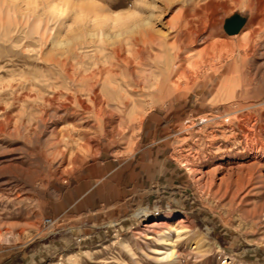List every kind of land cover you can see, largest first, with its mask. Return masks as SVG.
<instances>
[{
	"label": "rangeland",
	"instance_id": "obj_1",
	"mask_svg": "<svg viewBox=\"0 0 264 264\" xmlns=\"http://www.w3.org/2000/svg\"><path fill=\"white\" fill-rule=\"evenodd\" d=\"M73 1L79 3L86 0ZM93 1L106 7V14L112 17L115 14H128L133 11L137 13V16L148 17L154 11L152 15L153 23L156 29H163V25H166L174 16L179 15L185 6L191 8L197 2L203 5L202 3L210 0ZM46 2L47 0H0V19L2 18L3 23L2 25L0 21V76L2 75L0 85L5 84L6 81L8 83L10 80L11 82H23L26 86H32L33 83H46L42 82L44 78V72L42 71L46 69L47 65L44 57L49 52H55L57 46H53L51 42L45 46H40L39 43L33 42L31 38L26 36L33 34L36 26L34 21L37 16L38 18L40 16L42 20L41 28L44 30L48 26V29L52 30L53 33H56L62 25L66 27H68L67 24L74 26V19L77 18L75 12L68 11L63 14L54 10L52 8L53 5ZM228 2L230 3L229 13L224 19L223 32H219L221 36L220 34L217 36L219 38L228 33L226 31L228 24L242 26V29L248 25L254 15V12L248 6V0H238L237 2L229 0ZM25 3L28 4L25 5ZM43 4L44 6H42ZM147 6L149 10L146 9ZM153 6L159 8L154 9ZM139 8L142 11H139ZM56 11L58 13H55ZM14 12L17 14H13ZM42 12L46 14L41 15ZM8 13H10L12 20ZM59 16L60 18H58ZM29 17L33 19L31 20ZM25 18L30 20L29 25L25 23ZM16 21L18 24H16ZM64 23L67 24L65 25ZM66 32L69 31L66 30ZM66 32L62 33L61 36L64 37L67 34ZM9 35L13 37L10 38ZM262 40L264 42V37H262ZM30 41L33 43L28 46ZM51 46L52 48H50ZM202 47L196 46L192 51L197 52ZM45 49L46 51H44ZM88 51H90V48ZM229 59L221 61L219 56H217L213 59L212 64L202 66V69L197 70L198 72L195 71L188 81L182 83L180 89H173L168 95L143 96L139 99L137 111L135 110L134 114H130V116L126 113L125 121L120 127L117 125L118 131L114 132L115 136L110 137L111 140H108L107 137L102 138V155L105 153L107 155L106 158H102V155L99 157L98 165L101 168H105L110 162L118 163V161H113V159H121L131 154L129 151L133 146L135 148L136 144L129 148L130 143H133V141L137 143L140 134L144 133V127L152 115L158 116L157 123L159 127L157 133H159V138L166 137L170 144L168 149L169 165H165L162 168L157 165V173L147 177L139 176L138 172L132 170L128 180H123L122 183H127L128 185L130 200L127 205L128 212L122 218H114L113 214L108 215L105 213L108 211L110 204L103 206L101 200L105 199V197L108 198V195H110L107 182L104 185H102V182L97 185L99 181L97 177L82 179L72 177L71 175L76 173L81 166H78L77 169H70V165L67 166L65 164L61 169L63 175H56L52 172L55 168L54 165L51 166V164L41 160V158H36L37 160L29 158L30 156L28 158H20L22 156L21 153L16 152L17 154L14 158L19 157L20 159L18 158L14 162L16 164H24L26 167L31 166L30 168L36 171L34 172L36 179L34 181V176H32L30 178L12 180V184L19 187H16L14 191L19 195L21 192L23 194L20 195L22 202L11 204L12 207L7 205L6 202H4L5 204L1 203L4 198H1L2 193H0V213L6 211L9 217L7 220L16 223L12 227L5 226L6 229L3 228L2 230L3 232L13 231L12 234L18 235L16 239H0V261L4 255L7 257L8 254H11L14 258L10 264H167V260L158 261L154 259L152 256L155 254L152 250L158 249V252L167 250V246L163 243L161 237L165 233L174 234L173 231L168 226H156L149 229L147 225L158 220H167L172 224L180 217L188 216L195 229V234L189 242V246L194 244L193 247L197 246L199 248L189 252L187 245L179 244L178 249L184 251V264H264V220L249 216L246 208L242 206L233 205L231 207L208 194L193 172V169L197 168L205 156L209 157L210 160H218L220 159L219 155L224 151L228 149L241 150L244 144V137L238 125L236 122L231 121L232 117L230 115H227L225 105L216 103L214 96L219 87L218 85L221 84L223 79L234 74L230 69L238 63L239 59L237 55ZM15 62L19 64H15ZM259 63H264V59H261ZM19 65L22 68L24 66L29 71L24 68V71L21 70L22 68L20 69ZM14 68H16L17 75ZM18 71H21V73ZM18 73L20 74L18 75ZM11 74L16 77L11 76ZM8 78L10 79L9 81ZM27 90L28 88L22 89V91ZM0 94H5L0 98V105L3 106L4 112H6H0V120L5 117L3 113L14 117V120H19L21 115L25 121L29 122L31 120L34 110L30 106H32L33 102L27 101L29 105L27 110L21 112L19 111L20 104L13 99L10 90L3 91V89H0ZM54 102L55 105L51 106V109L57 108L56 104L59 102L69 103L64 99H57ZM110 103L113 107L117 105V102L113 99L110 100ZM34 113L39 116L40 111H34ZM59 114L62 115V111ZM37 120L38 117L32 118V121L29 122L30 129L36 126ZM54 120L57 121V118L54 117ZM71 122L74 124L78 123L77 120L64 116L60 120V128L67 131L73 127ZM105 128L103 126V128L97 127L91 130L89 136L92 137V140L89 144V153H93L97 148L100 134L107 129ZM167 134L168 137L166 136ZM230 134L231 136L233 135V138ZM261 134L257 140H251V143L256 146H264V132ZM1 136L0 152L22 145L21 140L14 141ZM226 144L229 146L228 148H225ZM218 147L222 148L218 149ZM28 149L29 153L35 150L36 152H34L40 155V149H36L32 145H28ZM93 156L87 155L85 160H88L86 162H94V160H91L94 158ZM2 159L0 155V160ZM129 167L130 169L133 168L134 163L129 164ZM37 172H44L45 176L42 178ZM68 179L71 180V184L63 183L68 181ZM79 183L85 185L86 189L93 188L90 202L81 208L74 207L75 204L73 202L75 200L74 196L78 192L74 190L75 195H72L71 190L64 188V186H68L67 188L70 189L75 185H79ZM53 184L61 186L63 194L59 199L54 198L49 192H47V196L54 198L53 202L56 204L62 202L63 207L55 206V208L51 207V209L47 210L39 200V193L42 192V189H46ZM83 212H89L88 214L90 215L88 217L87 214H83L81 217L74 216L76 213ZM48 213H50V217L47 215ZM55 213L57 216H55ZM46 217L52 218L55 223L50 226L44 225L43 222ZM79 224L82 225L81 229H79ZM27 232L31 234L29 237H25ZM83 232L85 233L83 234ZM72 238H76V242L73 245L63 246V244H66L64 243L66 240ZM81 238L85 239L77 241ZM197 239L201 240L199 242L200 245L196 244L195 241ZM58 242L62 246L59 247ZM159 254L163 256L162 253ZM225 260H227L226 263H224Z\"/></svg>",
	"mask_w": 264,
	"mask_h": 264
},
{
	"label": "bare ground",
	"instance_id": "obj_2",
	"mask_svg": "<svg viewBox=\"0 0 264 264\" xmlns=\"http://www.w3.org/2000/svg\"><path fill=\"white\" fill-rule=\"evenodd\" d=\"M55 1L47 0L50 5H53L54 10L63 14L68 11L77 14V18L74 19L75 25L71 26L66 23L68 27L62 25L56 33H53L47 25L44 30L41 28L42 20L40 16L39 18L37 16L34 21L36 26L33 34L26 36L33 42L39 43L40 46H45L50 42L53 46H57L55 52H49L48 55L45 54V57L42 55L47 62L46 69L42 71L44 72L42 82L46 83H33L32 86H26L23 82H11L8 78L10 82L6 81L5 84L0 85L3 91H11L13 99L20 104L19 111L27 110L29 106L27 101L33 102L30 108L32 107L35 112L40 111L37 116L32 110V118L38 117L33 130L29 128L32 118L28 122L21 115L19 120H14V117L4 115L6 112L0 105V112L3 111V116H5L0 120V135L14 141H22L21 146L0 152L3 158L0 160V193H2L1 198H4L1 203L6 202L10 206L22 202L20 199L22 192L19 195L14 191L18 186L13 185L12 180L30 178L36 172L30 168L31 166L26 167L24 164L14 162L19 158H14L18 152L22 155L20 158L29 156L32 159L41 158L51 166L54 165L52 172L62 176L63 165H70V169H77L88 160H85L87 155L98 154L102 138L107 137L111 140L110 137L125 121V114L128 113V116L134 114L135 110L137 111L139 99L143 96L168 95L171 90L180 89L182 83L188 81L191 75L195 71L198 72L197 70L202 66L212 64L217 56L222 61L237 55L239 61L230 69L234 74L223 79L214 96L216 103H223L227 115L232 117L231 121L238 125L244 137V144L241 150L224 151L219 155L220 159H214L215 161L203 156V160L196 169H193V172L208 194L231 207L233 205L242 206L246 208L249 216L264 220V146L251 143V140H257L264 132V63H259L261 59H264L262 40L264 37V0H248V6L254 12L248 25L242 29L241 26V30L233 33L226 29L228 33L225 32L227 34L221 38L217 36L219 32H223L224 19L229 13V0H210L204 2L205 4L202 3L203 5L197 2L191 8L185 6L179 15L163 25V29H156L152 18L154 11H150L148 17L137 16L134 11L128 14H115L112 17L106 14V7L98 5L93 0L79 3L73 0ZM153 8L158 9L159 7L153 6ZM140 10L142 11L139 8ZM57 11L55 13H58ZM44 14L42 12L41 15ZM24 21L29 25V19L25 18ZM16 24H18L17 21ZM16 24L14 25L17 27ZM65 32L67 34L64 37L61 36ZM33 42L30 41L28 46ZM196 46L203 47L193 52ZM89 48L90 51H88ZM15 64L19 63L15 62ZM19 66L21 69V65ZM18 72L21 73V71ZM13 77L16 76L13 75ZM24 88L28 90L22 91ZM46 90L49 91L44 92ZM3 95L5 94H0V98ZM57 99H64L69 103L57 102V108L51 109L50 107L55 105L54 101ZM112 99L117 102L115 107L110 103ZM60 111L62 115L59 114ZM64 116L77 120L78 123L71 122L73 127L65 131L60 128V120ZM54 117L57 121H53ZM103 126L107 129L101 132L100 141L97 140V148L93 147L95 151L89 153V144L92 140L89 136L91 130L97 127L103 128ZM135 144L136 142H131L129 148ZM28 145L40 149V155H37L35 150L29 153ZM228 147L226 144L225 148ZM221 148L218 147V149ZM133 150L134 146L129 153ZM37 174L42 178L45 176L44 172H37ZM35 179L36 175L33 177L34 181ZM23 188L25 191L24 186ZM8 218L6 211L0 213L1 240L18 238V235L12 234L13 231L3 232L2 229L5 226L12 227L16 224L7 220ZM156 226H168L174 234H163L161 240L167 246V250L158 252V249H153L154 259L167 260V264H184V251L178 249L179 244L187 245L189 252L199 248L193 247L194 244L189 246L195 229L188 216L180 217L172 224L167 220H158L147 225L149 229ZM29 235L31 234L27 232L25 237ZM200 241L197 239L195 242L200 245ZM226 262L227 260L224 263Z\"/></svg>",
	"mask_w": 264,
	"mask_h": 264
},
{
	"label": "crops",
	"instance_id": "obj_3",
	"mask_svg": "<svg viewBox=\"0 0 264 264\" xmlns=\"http://www.w3.org/2000/svg\"><path fill=\"white\" fill-rule=\"evenodd\" d=\"M157 120L158 116L152 115L149 118L148 122L144 127V133L142 132L140 134L133 152L124 158L113 159V161H118V163L110 162V164L105 166V168L99 167V157L102 155L103 150L101 145L98 154L94 155V158L91 159L94 160V162L87 161L84 165L80 167V169L77 170L76 173L71 175L72 177H76V179L97 177L99 180L97 182V185L101 182L102 185H104L107 182V188L108 190H110V195H108V198L105 197V199H102L101 202L103 206H105L106 204H110L108 206V211H106L105 213H107L108 215L113 214L114 218H122V216L127 214L128 212L127 205L130 200L128 185L127 183L122 182L123 180H128L130 171L133 170L135 172H138L139 176L143 175V177H147L157 173V165H159L161 168L165 165H169L168 161L170 160V158L168 155V149L170 147V144L166 140V137L159 138V133H157L159 124L157 123ZM166 136L168 137V134ZM106 155L107 153L103 154L102 158H106ZM131 163H134V167L130 169L129 164ZM63 183L71 184V180L68 179V181H64ZM67 187L68 186H64L65 189L71 190L70 192L72 193V195H75L74 190L78 192V194L76 193V196H74V207L77 206L81 208L85 206L88 202H90V199L92 198L93 188L91 189L90 187L86 189V186L83 184L81 185V183H79V185L77 186H74L76 187V189H74V187H72L73 189H69ZM62 191L63 189L61 186H57L54 184L49 185L46 189H42V192L39 193V200L43 204L44 208H46L47 210L51 209V207L55 208V206H59L62 208V202L58 204L53 202L54 198L59 199L61 197V195L63 194ZM47 192H49L50 195H53L54 198L48 197ZM88 213L89 212H83L78 214L74 213V216L81 217L83 216V214H87L88 217L90 215ZM47 215L50 217V213H48ZM55 216H57L56 213ZM78 226L79 229H81L80 227H82V225L79 224ZM84 233L85 232H83V234ZM83 239L85 238L78 239L77 241H82ZM74 242H76V238L66 240V242H64L66 244H63V246H71L74 244ZM58 245L59 247L62 246V244H59V242ZM13 258L14 256H12L11 254H8L7 257L4 255L0 261V264H10L12 263Z\"/></svg>",
	"mask_w": 264,
	"mask_h": 264
},
{
	"label": "water",
	"instance_id": "obj_4",
	"mask_svg": "<svg viewBox=\"0 0 264 264\" xmlns=\"http://www.w3.org/2000/svg\"><path fill=\"white\" fill-rule=\"evenodd\" d=\"M226 29H227V31L228 32H237V31H239V29H240V27L239 26H233L232 24H228L227 26H226Z\"/></svg>",
	"mask_w": 264,
	"mask_h": 264
},
{
	"label": "built area",
	"instance_id": "obj_5",
	"mask_svg": "<svg viewBox=\"0 0 264 264\" xmlns=\"http://www.w3.org/2000/svg\"><path fill=\"white\" fill-rule=\"evenodd\" d=\"M43 223H44V225L50 226V225H53L55 223V221L52 218L46 217L44 219V222Z\"/></svg>",
	"mask_w": 264,
	"mask_h": 264
}]
</instances>
